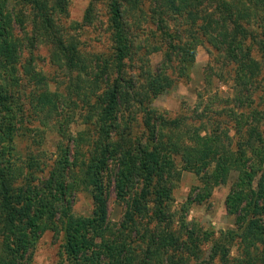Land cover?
I'll return each instance as SVG.
<instances>
[{
  "label": "rangeland",
  "instance_id": "374dc122",
  "mask_svg": "<svg viewBox=\"0 0 264 264\" xmlns=\"http://www.w3.org/2000/svg\"><path fill=\"white\" fill-rule=\"evenodd\" d=\"M41 1V6L46 7L49 14L46 21H42L44 19L33 3L21 0L14 8L11 6L8 13L12 23H6V26L11 41L23 48L19 66L15 68L17 82L12 87L18 99L16 105L23 109L22 113H16L18 117L25 114V120L17 126L13 141L8 124L1 123L4 169L8 173L11 169L14 173L15 168H21L28 173L31 164V171L39 182L47 178L56 161L64 158L67 151L70 162L66 199L70 212L77 217L95 218V212L104 204L107 208L106 231L97 232L98 235L107 234L95 238L97 247L104 241L112 240L115 244L126 241L132 247L129 255L135 258L133 264H168L162 258H155L150 263L146 259L141 262L145 257L144 240L149 236L143 234L145 226L142 224L149 221L159 201L167 220L148 228L150 232L166 228L167 233H172L184 245L176 256L175 264H196L188 248L190 235L199 241L204 257L210 260L212 245L206 240L207 234L215 232L220 237L229 230L238 229L237 215L227 209V198L237 177L232 173L227 183L216 182L211 177L217 170L215 164L208 166L203 163L202 168L193 169V166L185 164L183 150L197 155L194 150L198 142L202 144L205 142L203 138L218 132L221 133L220 143L213 146L216 160L219 161L222 155L224 160L239 156V135L232 127L234 117L230 113L239 85L233 76L237 64L228 61L221 53V33L215 31V26L208 25L207 17L216 18L218 13L232 12L234 19L247 31L252 27L263 41L253 47V58L261 64L264 29L258 31L255 27L262 10L253 4L254 0H200L191 2V6L188 0H178L183 10H176L173 0ZM114 2L122 10L131 46L130 55L124 61L125 72L127 79L134 76L137 100L130 116L127 110L120 113V126L113 130L112 140L126 141L128 145L125 148L133 147L137 156H141L139 149L143 148L150 157L149 172L152 176V187L146 189L145 196H142L146 174L142 169L137 170L131 179L126 200L118 198L113 182L108 187L106 181L108 192L101 195L95 174L86 173L89 165L96 163V151L106 141L105 134L101 141L99 139L98 113L107 105L111 80L117 76V43L111 10ZM241 12H245L243 18L240 17ZM46 24L57 31L55 35L61 40L73 39L76 42L77 49L72 52L80 66L70 68L58 49L59 45L53 43L55 39L41 34L42 29H47ZM224 27L222 33L228 35L233 29L232 22H225ZM167 30L179 34L180 39H175L174 43L185 47L188 57H194L191 70L185 68L182 59L173 51L165 35ZM249 31L252 32L251 29ZM260 40L257 39L258 42ZM246 43L249 44V40ZM31 44L35 45L33 51ZM158 72L168 81L172 80L171 86L163 88L161 82H157ZM262 76L264 73L258 77ZM251 86L250 96L246 91L244 93L255 104L243 109L247 114L255 109L264 111V80ZM55 96L60 97V106L54 102ZM6 109L8 106L4 104L3 118L8 117ZM259 117L264 134V116ZM228 132L231 138L227 136ZM113 165L109 175L116 171L115 163ZM19 182L17 180L14 184ZM159 190L168 193L160 200ZM134 198L141 200L147 212L144 217L142 213L135 216L134 221L139 220L137 224L134 221L128 223L126 218L128 213L138 208ZM37 206L42 208L38 202L35 203ZM59 210L62 211L60 206ZM57 222L56 230L41 225L38 239L26 254L31 264H80L68 256L62 221ZM2 226L0 222V264H9L6 261L11 257L5 249L6 232ZM121 227L127 228L123 232ZM111 229L113 234H109ZM117 235L123 238L115 237ZM262 237L263 242L256 243L260 248L264 246V235ZM253 247L255 245L246 248L243 239L238 238L229 246L227 264H240L245 260V248L248 255Z\"/></svg>",
  "mask_w": 264,
  "mask_h": 264
},
{
  "label": "trees",
  "instance_id": "16d2710c",
  "mask_svg": "<svg viewBox=\"0 0 264 264\" xmlns=\"http://www.w3.org/2000/svg\"><path fill=\"white\" fill-rule=\"evenodd\" d=\"M17 1L20 0H0V129L2 128L1 123L8 124L11 141L14 139L17 126L23 124L22 122L25 120V114L18 117L16 113H22L23 109L16 105L18 99H16L14 87H12L17 82L15 68L19 66V58L23 48L16 43H12L10 32L6 26V23H12L8 13L11 6L12 8L15 7ZM21 1L33 3L38 10V14L44 19L42 21H46L47 17L49 18L46 7L41 6V0ZM173 1L176 10H183L178 0ZM191 2L197 3L200 0H188L189 6L192 5ZM175 3L179 4L175 5ZM253 4L262 10L261 17L256 22L255 27L256 30L262 31L264 29V0H254ZM218 8H221V6L219 5ZM237 9L245 11L240 7H237ZM111 10L114 38L117 43L115 54L117 76L112 80L109 79L112 85H110V92L107 95V105L100 109L98 113L99 139L105 134L106 141L100 147L101 149L99 148L96 151V163L90 164L86 173L95 174L101 195L108 192L106 181L108 187L113 182L118 198L126 200L132 182L131 179L137 170L142 169L146 174L145 186L140 193L142 196H145L146 189L152 187V176L149 172L150 157L143 152V148L139 149L141 156H137L133 147L128 146L129 149L125 148L128 145L126 141L116 142L112 140L113 130L120 126L122 119L120 113L127 110L128 116H130L132 109L135 107L137 93L135 92L134 76L131 75L127 79L125 72L124 61L130 55L131 46L123 23V13L117 2L113 3ZM218 14L220 16L215 15L216 18H213L209 15L207 19L209 21L208 25L210 27L215 26V31L221 33L219 34L222 45L221 53L226 55L228 61L237 64V68L233 70V76L235 80H238L239 89L234 96L235 105L230 113L234 117L232 127L239 135V156L235 159L224 160L222 155L219 161L216 160L213 146L220 143L221 133L218 132H214V136L203 138L205 139L204 143L198 142V147L194 150L197 155L189 152V150H183L182 148L181 150H183L185 164L193 166V169L202 168L203 163H207L208 166L215 164L217 170L211 177L216 182L227 183L232 173H236L237 178L227 198V209L230 213L237 215L238 229L229 230L220 237L216 236L215 232L207 234L206 240L212 245L209 254L210 260H206L204 251L199 246V241L195 240L193 235H190L188 248L190 256L196 264H221L220 260H222V264H227L230 244L238 238H242L246 248L251 245H255V247H253V251L250 249L248 255H246L247 249L245 248L246 251L243 253L245 260L240 264H264V246L260 248L259 245H256L258 241L263 242L260 238H263L262 235H264V134L259 125L261 120L259 116H264V113H262L264 111L255 109L247 114L243 110L245 107L254 106L255 104V102L250 101L249 97H246L244 92L246 91L247 95L251 94V85L264 80V76L258 77L261 73H264V51L261 64L253 58V47L256 43L260 44L263 41L260 40L258 33L254 32L252 27H250L252 32L249 31L250 29L247 31L241 23L234 19L232 12ZM244 14L245 12H241L240 17L243 18ZM228 21L232 22L233 29L227 35L222 32L225 31V22ZM46 28L41 30V34L47 36V38L53 37L55 39L53 43L59 45L58 49L66 59L67 65L70 68L80 66L76 54L72 52L77 49L76 42L73 39L61 40L55 35V32H57L55 29L48 24H46ZM165 33L170 41V46L174 49L173 51L182 59L185 68L191 70L194 57H188V50L179 43H174L175 39H180V35L174 34L176 32L170 30L165 31ZM246 40H249V44L246 43ZM34 46V44L30 45L32 51L35 48ZM156 78L158 83L161 82L163 88L171 86L172 80L168 81L167 77L162 76L160 72H158ZM6 84H8L7 87ZM90 87L91 85H89ZM90 92H93V89ZM59 98L56 96L54 98L57 106H60L59 102L61 100ZM4 104L8 106V109H6L8 117L5 118L1 116ZM175 122L177 121L175 120ZM229 128L231 127L229 126ZM228 134L229 132L227 133L229 137ZM222 148L226 151V147L222 145ZM64 155V158L56 161V165L50 170L47 178L38 182V177H35L31 171V164L28 166V173H24L21 168L20 170L15 168L14 173L11 169L9 173L6 172L3 167L5 152L0 146V222L3 224V231L6 232L5 249L11 257V260L9 259L6 262L9 264H31V259L30 257L26 258V254L38 239L40 231H42L41 225L45 224L50 229L56 230L58 220L59 222L62 221L61 230L64 232L66 252L75 261H80V264H133L135 258L129 255L132 247L126 244V241L116 244L112 240L104 241L97 247L95 238L107 234L98 235V233L101 234L106 231L105 229L108 226L105 204L98 212H95V218L77 217L70 212L66 199L68 190L67 169L70 161L67 151ZM114 163L116 171L109 175ZM17 180L21 182L16 185L14 183ZM167 194V191L159 190L158 200L165 198ZM134 200V203L137 204L135 207H138L141 211L135 208L134 212L128 213L126 216L128 223H132L135 216H139L141 213L142 217L145 214L147 215L146 207H142L144 205L141 200L137 201L136 198ZM36 202L42 205V208L41 206L35 207ZM159 205L158 201L155 212L149 217V221L142 224L145 226L143 234L149 236L145 239L146 241L144 240L146 242L145 257L141 259V262L146 259L147 263H150L155 258H162L168 264H175L176 256L184 248V245L172 233H167L166 228L159 232L156 229L150 232L151 229L148 228L149 225L167 220ZM59 206L62 211L59 210ZM138 218L142 220L141 217ZM137 221L139 220L135 219V224H137ZM125 228H123V232ZM109 234H113L112 229ZM115 237L123 238L120 235ZM96 247L98 249H95Z\"/></svg>",
  "mask_w": 264,
  "mask_h": 264
}]
</instances>
